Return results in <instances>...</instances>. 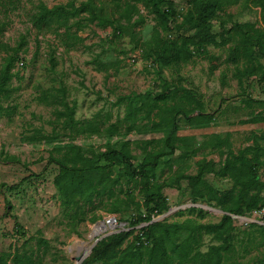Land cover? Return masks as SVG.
Here are the masks:
<instances>
[{"label": "rangeland", "instance_id": "374dc122", "mask_svg": "<svg viewBox=\"0 0 264 264\" xmlns=\"http://www.w3.org/2000/svg\"><path fill=\"white\" fill-rule=\"evenodd\" d=\"M39 1L0 0V24L3 23L0 64L6 54L4 43L15 46L23 34L27 39L14 67L19 73L13 76L9 96L3 100L7 110L0 115V252L8 253V264H14L12 254L16 249L43 264H75L77 242L88 240L94 227L100 231L105 216L114 214L121 220L122 214L135 216L143 209L139 206L143 199L141 183L124 175L113 181L117 178L118 167L124 165L116 164L109 167L112 170L109 179L106 176L92 202L81 199L66 206L54 183L59 165L49 161L50 156H64L69 143L78 144L86 155L92 156L109 144L117 147L122 140L130 138L132 153L139 161L144 151L142 140L154 138L151 145L162 146L163 130H151L147 118L137 119L136 129H128L129 122L124 120L126 105L115 103L121 95L162 90L156 66L140 55V48H144V42L156 25L153 14L141 1L137 2L138 10L128 18L125 7L127 2L134 3V0H101L105 12L120 19L122 33L115 36L111 34V26L91 22L77 31L83 40L68 49L54 30L38 33L32 25L31 12ZM42 1L51 6L67 0ZM176 1L179 7L186 9L185 0ZM218 14L220 20H213V29L219 31L220 25L230 31L226 32L231 36L226 44H208L207 52L194 48L188 61L162 69V76L169 81L171 89L187 88L199 104L181 89L163 103L165 108L180 105L195 111L191 113L192 123L182 115L177 117L178 147L156 171V180L173 181V185L165 189L171 208L156 219L164 216L179 221L198 218L195 213L177 212L193 203L189 201L188 179L181 178L179 184L174 179L181 174H196L199 161L213 159L219 166L229 148L237 151L252 143V133L264 129V122H238L264 110V81L260 79L258 57L253 61L256 65L253 73L246 72L250 62L245 54H241L237 62L224 60L240 38L233 26L253 23L264 28L260 7L255 0H224ZM72 30H76L75 25ZM51 54L57 61L54 70L50 69ZM259 62L263 65L264 59L260 58ZM241 69L245 73L237 75ZM59 82L66 87V100L75 106L73 127H69L63 116L57 115L56 109L62 105L54 101V97L48 98L49 102L42 98L44 91L52 92ZM165 108L157 114L155 110L153 120L159 121L162 116L169 115ZM202 112L208 113L211 119L201 118L198 114ZM112 122L118 123L119 133L109 136L105 127ZM91 125L99 126L100 131L93 130ZM259 172L264 179V165ZM205 178L221 191L232 185L230 178L216 176L211 171ZM115 203L121 205L120 210L109 212L108 208ZM195 205H202L208 211L201 221H218L223 214L222 210L205 202ZM6 210L8 214L3 216ZM16 222L22 225L21 232L16 231ZM126 225L124 230L129 229ZM99 231L94 234L95 238L97 234H107ZM38 237L46 240L41 246ZM253 239V245H248L249 251H242L238 246L242 254L238 260L260 256L264 262V241L259 234ZM207 243L209 236L206 235L203 249Z\"/></svg>", "mask_w": 264, "mask_h": 264}, {"label": "trees", "instance_id": "16d2710c", "mask_svg": "<svg viewBox=\"0 0 264 264\" xmlns=\"http://www.w3.org/2000/svg\"><path fill=\"white\" fill-rule=\"evenodd\" d=\"M134 1L126 4L125 15L128 18L133 11L138 10L137 2L141 1L155 19V30L144 42V48H140V55L150 65L156 66L162 82V90L155 93L147 90L121 95L115 103L123 102L126 105L124 120L129 122L128 129H136L137 119L147 118L151 122V130H163L164 136L160 139L162 146L159 148H155L156 145L152 146L154 138L142 140L144 151L139 161H136V155L132 153L130 138L122 140L117 147L109 144L105 150L92 156L86 155L81 150V146L75 143L68 144L69 149L64 156H50L49 161H55L59 165L54 183L66 206L81 199L92 202L101 185L105 183L106 176L109 179L112 171L109 167L116 164L124 165L118 167L117 178L113 181H118V177L124 175L130 180L141 183L143 199L139 206L143 209H140L135 216L122 214L121 221L126 222L129 229L113 232L99 239L80 264H263V258L260 256L246 261L238 260L242 255L238 246L240 245L242 251H249L248 245H253V238L257 234L264 241V225L253 222L244 227L234 223L230 213L249 215L264 204V179L259 172L260 166L264 165V129L252 133V143L237 151L229 148L219 166H216L213 159L199 161L196 174H181L174 179L177 184L180 183L181 178L188 179L189 201L193 203L186 208H180L177 212L195 213L198 218L188 217L179 221L169 220L164 216L153 219L171 208L165 189L173 185V181L156 180V171L164 159L172 155L178 147L176 140L179 138L180 126L177 117L182 115L192 123L194 118L191 113L195 111L180 105L165 108L163 103L181 89L199 104L187 88L171 89L169 81L162 76V69L165 66L179 65L188 61L193 56L194 48L199 52H207L208 44L224 45L229 41L231 36L227 35L230 32H227L228 29L221 28L220 25L219 31L213 29V20H220L218 11L222 8L224 0H185V10L178 6L176 0ZM255 3L260 7V21L264 24V0H255ZM104 8L101 0H67L51 6L40 0L34 4L30 20L38 33L54 30L62 37V43L69 49L83 40L77 31L91 22L105 27L111 26V34L115 36L122 33L120 19L106 13ZM2 25L3 23L0 27ZM73 25L76 26V30H72ZM232 29L240 38L238 43L230 48L229 54L224 59L225 62H237L240 55L245 54L250 62L246 72L253 73L256 70L253 61L258 57V67L261 66L260 79L264 81V64L259 62L260 58L264 59V28L248 23L246 26L238 24ZM173 32L177 33L173 36L171 35ZM26 43L27 39L23 34L15 46L3 44L6 54L3 55L0 64V115L7 110L3 100L9 96V84L13 76L19 73L14 67ZM255 49L258 52L257 56ZM209 58L215 59L214 56ZM56 63L55 55L51 54V70L55 69ZM243 73L245 72L241 69L238 70L237 75ZM66 94L64 83L59 82L52 92L44 91L42 98L48 101V98L54 97V101L62 105L61 108L56 109L57 115L63 116L69 127H73L76 124L75 106L69 104ZM164 108L169 115L162 116L159 121L153 120L152 113L157 110V114ZM198 115L201 118L211 119L206 112ZM238 122L263 123L264 110L254 112ZM90 127L100 131L99 126ZM105 130L109 136L119 133V125L117 122H112L105 127ZM101 161H104V164H101ZM208 171L216 176L230 178L231 187L222 191L213 187L205 178ZM198 202H205L224 213L218 221H201L200 218L208 211L194 205ZM120 208L121 205L115 203L108 208V211L116 212ZM7 214L8 210L3 216ZM21 230H23L22 225L16 222V231L21 232ZM206 235L209 236V243L206 249H203ZM37 242L41 246L46 240L38 237ZM12 262L43 264L41 260L37 261L32 255L21 253L18 249L12 254ZM0 264H8V253L0 252Z\"/></svg>", "mask_w": 264, "mask_h": 264}, {"label": "built area", "instance_id": "2783aa9c", "mask_svg": "<svg viewBox=\"0 0 264 264\" xmlns=\"http://www.w3.org/2000/svg\"><path fill=\"white\" fill-rule=\"evenodd\" d=\"M230 215H231L234 223L242 225L244 227L248 226L249 224H251L253 222L264 225V204L262 206L256 208V209H254L249 215L236 214V213H230ZM156 217H154L153 219L155 220ZM125 223L126 222L121 221L114 214H108L101 221V224H100L101 227H100L99 232H106L107 233L106 235H108V234H111L113 232L124 230V229H126ZM106 235L104 234L103 236H100L97 234V237L102 238Z\"/></svg>", "mask_w": 264, "mask_h": 264}, {"label": "bare ground", "instance_id": "6f19581e", "mask_svg": "<svg viewBox=\"0 0 264 264\" xmlns=\"http://www.w3.org/2000/svg\"><path fill=\"white\" fill-rule=\"evenodd\" d=\"M98 231H99V228L98 227L97 228L94 227V229L91 232V235H90L88 240H86V241L79 240L77 242V246H76L77 247L76 254L78 253L77 255H79V254L86 255L89 251H91V248H92V246L94 244V241H95L94 234L97 233Z\"/></svg>", "mask_w": 264, "mask_h": 264}, {"label": "water", "instance_id": "95a60500", "mask_svg": "<svg viewBox=\"0 0 264 264\" xmlns=\"http://www.w3.org/2000/svg\"><path fill=\"white\" fill-rule=\"evenodd\" d=\"M195 205V204H194ZM196 206H201L204 208V206L202 205H196ZM224 213V212H223ZM100 239V237H96L95 238V244L96 242ZM86 256L84 254H79L75 257L76 263L75 264H80L82 262V260L85 258Z\"/></svg>", "mask_w": 264, "mask_h": 264}]
</instances>
